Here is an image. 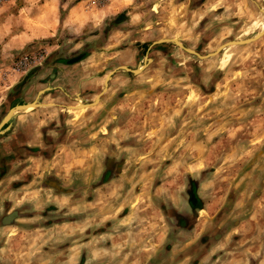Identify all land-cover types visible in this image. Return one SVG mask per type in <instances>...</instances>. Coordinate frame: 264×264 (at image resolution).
Here are the masks:
<instances>
[{"label": "crops", "instance_id": "crops-1", "mask_svg": "<svg viewBox=\"0 0 264 264\" xmlns=\"http://www.w3.org/2000/svg\"><path fill=\"white\" fill-rule=\"evenodd\" d=\"M207 2L213 0H199L193 9ZM128 3L111 1L112 9L104 10V16ZM81 5L79 1L72 11ZM222 7L221 13L226 10ZM92 14L88 8L79 19L87 24ZM138 20L121 24L138 26ZM52 25L42 36L53 33ZM261 25L251 22L250 30L257 32ZM136 26L122 27L143 35L144 28ZM167 39H180L186 45L181 37L157 41ZM219 46L216 53L225 47L218 50ZM150 49V45H128L123 52L131 54L122 57L127 64L122 66L140 74L143 68L128 66L139 51ZM152 60L147 56L143 64ZM52 67L56 79H23V73L0 69L5 75L0 79V264H252L248 254L252 238L227 236L228 221L214 215L215 209L206 225L199 227L206 209L201 183L188 174L186 151L169 144L181 141L183 131H188L187 109H180V122L171 123V108L165 114L143 108L141 93L130 86L136 79L114 81L112 74L77 79L75 93H70L67 90L76 79L59 75L68 67L57 70L63 67L58 63ZM102 83L107 85L100 95L93 90L82 94L87 85L94 88ZM19 84L26 86L22 98L13 94ZM74 95L80 101L75 98L70 108L66 100ZM22 103L36 105L3 120L6 106L11 109ZM159 133L165 135L162 145ZM196 159L194 164L199 162ZM185 177L184 186L180 181Z\"/></svg>", "mask_w": 264, "mask_h": 264}, {"label": "rangeland", "instance_id": "rangeland-1", "mask_svg": "<svg viewBox=\"0 0 264 264\" xmlns=\"http://www.w3.org/2000/svg\"><path fill=\"white\" fill-rule=\"evenodd\" d=\"M47 1L0 0V69L23 73V79H56L52 64H61L63 67L57 70L68 67L69 71H62L60 79H76L67 90L70 93H75L77 79H103L108 74L114 75V81L136 79L130 86L141 93L143 108H156L159 114L171 108V123L180 122V109H187L188 131H183L181 141L169 144L181 145L179 149L186 151L188 174L201 183L206 209L199 227L206 225L215 209L214 215L228 221L224 223L226 235L251 237V262L264 264V0H248L251 4L213 0L195 9L199 0L189 4L179 0H123L129 2L128 6L113 14L108 12V17L104 10L112 9L110 3L115 0ZM79 1L82 5L72 11ZM221 5L226 9L222 13ZM88 8L92 9L93 20L84 24L85 20L79 18ZM127 20H138L139 25L121 24ZM254 21L262 23L257 32L250 30ZM51 25L55 27L53 33L42 36L44 30L53 29ZM120 25L144 28L143 35ZM256 33L262 36L248 44L225 45L221 51L206 55L230 40ZM174 37L183 38L186 45L181 46L180 39H176L179 45L170 40L157 41ZM102 45H109L108 49H102ZM128 45H150L148 53L139 51L128 66L143 68L138 75L119 67L127 65L122 57L131 54L123 52ZM147 56L153 59L147 61L148 65L143 64ZM106 85H87L81 91L85 94L93 90L100 95ZM24 88L17 85L13 93H19L16 98L25 95ZM69 98L66 101L71 108L79 97ZM9 108L6 106L4 112ZM159 134L162 145L165 135ZM197 156L199 162L194 164ZM180 182L184 186L188 183L186 177ZM239 221L240 228H235Z\"/></svg>", "mask_w": 264, "mask_h": 264}, {"label": "water", "instance_id": "water-1", "mask_svg": "<svg viewBox=\"0 0 264 264\" xmlns=\"http://www.w3.org/2000/svg\"><path fill=\"white\" fill-rule=\"evenodd\" d=\"M258 34H255L254 36H251V37H248V38H246V40H238V41H235V42H237V43H244V42H246V41H252V40H254L256 37H258L257 36ZM261 35V34H260ZM248 39H250V40H248ZM168 40V39H167ZM170 41H173L174 43H178V42H176V39H169ZM161 41V40H160ZM234 40H230V41H228V42H226L225 43V45L227 44V43H234L233 42ZM222 47H224V46H222ZM221 46H219V48H218V50L219 49H221L222 48ZM188 48V47H187ZM191 49V48H190ZM217 50V51H218ZM189 51H193L192 49L191 50H189ZM213 53H216L215 51L214 52H210V53H208V54H206V55H212ZM200 56H202V55H200ZM121 67H124L125 68V66H121ZM109 76V75H108ZM18 105V104H17ZM17 105H15L14 107H12L11 109H9L8 110V112H6V116L4 117V121L5 120H7L9 117H11L12 116V114H14L16 111L14 110L16 107H17Z\"/></svg>", "mask_w": 264, "mask_h": 264}, {"label": "bare ground", "instance_id": "bare-ground-1", "mask_svg": "<svg viewBox=\"0 0 264 264\" xmlns=\"http://www.w3.org/2000/svg\"><path fill=\"white\" fill-rule=\"evenodd\" d=\"M262 29H264V26H262ZM262 33H264V32H262ZM256 34H258L257 36H259L261 33H256ZM178 40V39H177ZM243 40V39H242ZM244 40H246V39H244ZM248 40H250V39H248ZM178 41H180L181 42V40H178ZM235 41H238V40H234L233 42L234 43H237V42H235ZM246 42H248V41H246ZM245 43V42H244ZM229 43H227L226 45H228ZM182 46V45H181ZM221 47L222 46H225V43L224 44H222V45H220ZM34 103H22V104H18L17 105V107L14 109L15 111H19V110H23V109H29V108H31V107H33L34 105H33Z\"/></svg>", "mask_w": 264, "mask_h": 264}]
</instances>
